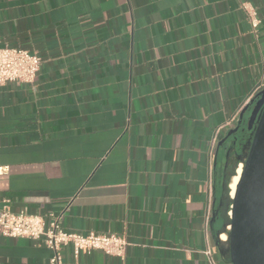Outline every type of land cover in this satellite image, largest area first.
Here are the masks:
<instances>
[{"label": "crops", "instance_id": "obj_1", "mask_svg": "<svg viewBox=\"0 0 264 264\" xmlns=\"http://www.w3.org/2000/svg\"><path fill=\"white\" fill-rule=\"evenodd\" d=\"M3 45L40 64L0 86V197L128 241L122 259L64 247L61 264H230L225 190L249 112L219 141L264 88V0H0ZM51 255L0 234V264Z\"/></svg>", "mask_w": 264, "mask_h": 264}, {"label": "built area", "instance_id": "obj_2", "mask_svg": "<svg viewBox=\"0 0 264 264\" xmlns=\"http://www.w3.org/2000/svg\"><path fill=\"white\" fill-rule=\"evenodd\" d=\"M241 9L253 29H256L260 19L257 10L241 2ZM40 57L21 47L0 46V86L9 81L31 83L39 69ZM264 87V81L261 83ZM236 121V117L227 120L224 125ZM6 166H0V174L6 172ZM9 200L0 197V234L7 237H28L40 240L51 251L50 264H61V250L70 247L74 258L79 254H89L100 250L105 254L124 258L128 241L123 234L115 232H78L63 228L57 216H51L49 221L36 213L24 210L14 212L9 208ZM206 254H210L206 250ZM209 264H217L213 258H208Z\"/></svg>", "mask_w": 264, "mask_h": 264}, {"label": "water", "instance_id": "obj_3", "mask_svg": "<svg viewBox=\"0 0 264 264\" xmlns=\"http://www.w3.org/2000/svg\"><path fill=\"white\" fill-rule=\"evenodd\" d=\"M249 138L243 167L230 198L228 247L230 264H264V88L241 109L237 123L219 141L243 131L244 114ZM237 145L239 146V141Z\"/></svg>", "mask_w": 264, "mask_h": 264}, {"label": "bare ground", "instance_id": "obj_4", "mask_svg": "<svg viewBox=\"0 0 264 264\" xmlns=\"http://www.w3.org/2000/svg\"><path fill=\"white\" fill-rule=\"evenodd\" d=\"M242 167H243V161H238V163H237V165L235 167L234 174L232 175V177H231V179L229 181V184H228V188H229V193L228 194H229L230 198L234 195L236 183H237L238 178L240 176ZM228 215H230V209L228 211ZM221 238L226 239L227 237L224 234H221Z\"/></svg>", "mask_w": 264, "mask_h": 264}, {"label": "trees", "instance_id": "obj_5", "mask_svg": "<svg viewBox=\"0 0 264 264\" xmlns=\"http://www.w3.org/2000/svg\"><path fill=\"white\" fill-rule=\"evenodd\" d=\"M227 192H228V187L226 186L225 196H226V198H227V201H230V198L228 197ZM226 234L228 235V230L226 231Z\"/></svg>", "mask_w": 264, "mask_h": 264}, {"label": "rangeland", "instance_id": "obj_6", "mask_svg": "<svg viewBox=\"0 0 264 264\" xmlns=\"http://www.w3.org/2000/svg\"><path fill=\"white\" fill-rule=\"evenodd\" d=\"M228 191H229V189H228ZM230 203H231V201L229 202V205H230ZM228 209H230V206H229V208Z\"/></svg>", "mask_w": 264, "mask_h": 264}]
</instances>
